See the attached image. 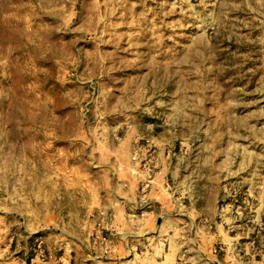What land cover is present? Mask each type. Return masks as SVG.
Masks as SVG:
<instances>
[{"label":"rangeland","instance_id":"obj_1","mask_svg":"<svg viewBox=\"0 0 264 264\" xmlns=\"http://www.w3.org/2000/svg\"><path fill=\"white\" fill-rule=\"evenodd\" d=\"M0 264H264V0H0Z\"/></svg>","mask_w":264,"mask_h":264}]
</instances>
